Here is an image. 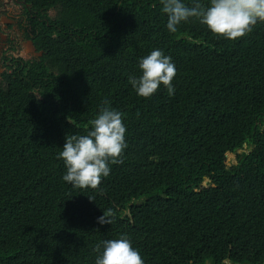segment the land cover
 Returning <instances> with one entry per match:
<instances>
[{"label":"trees","instance_id":"obj_1","mask_svg":"<svg viewBox=\"0 0 264 264\" xmlns=\"http://www.w3.org/2000/svg\"><path fill=\"white\" fill-rule=\"evenodd\" d=\"M31 1L43 58L27 88L0 89V264H95L94 245L117 235L145 264H264V21L227 40L189 20L176 41L156 0ZM155 48L176 66L175 93L140 97L128 77ZM105 102L123 114L122 162L96 190L71 187L58 152Z\"/></svg>","mask_w":264,"mask_h":264},{"label":"clouds","instance_id":"obj_2","mask_svg":"<svg viewBox=\"0 0 264 264\" xmlns=\"http://www.w3.org/2000/svg\"><path fill=\"white\" fill-rule=\"evenodd\" d=\"M27 2L33 3L31 0ZM154 5L161 6L162 12L166 15V28L172 33L180 28L179 25L190 20L189 23L199 21L214 35L227 40H237L251 32L258 21H264V0H209L207 6L201 0H191L190 4L185 0H156ZM30 23L26 16L19 24L11 21L14 35L34 38L35 34L30 32ZM36 54L43 58V50H39ZM36 54L35 56H38ZM16 56L24 55L17 52ZM41 59L27 63L26 67L40 62ZM25 68L22 72H25ZM138 68L140 75L128 77V83L138 96L149 98L161 86L169 95H174L175 88L172 81L176 76V66L172 58L160 48H155L148 55L140 58ZM10 80L16 79L9 78L7 85ZM34 96L39 100L42 99L38 89L35 90ZM96 111L98 113L91 120V128L87 134L66 135L63 147L58 152V158L63 160L65 167L62 180L74 188L90 187L96 190L102 179L109 176L110 165L122 162V153L127 147L126 126L123 123L122 112L109 106L107 102L103 107L94 109V112ZM252 148L244 143L234 152L243 149L245 154H249ZM228 154L231 153L228 151L225 157ZM233 155H235V163H231L230 166L235 165L237 161V154ZM97 222L103 225L110 224L111 220L103 213L97 218ZM94 248L99 253L95 258V264H145L139 250L133 246L127 235L102 239L94 245ZM206 264L209 262L207 261Z\"/></svg>","mask_w":264,"mask_h":264},{"label":"flooded vegetation","instance_id":"obj_3","mask_svg":"<svg viewBox=\"0 0 264 264\" xmlns=\"http://www.w3.org/2000/svg\"><path fill=\"white\" fill-rule=\"evenodd\" d=\"M31 6L27 0H0V89L3 88L4 91L8 89L9 78L19 80V84H25L26 88L35 78L34 74L31 78L33 70L30 65L26 67V64L41 59L36 54L39 49L35 46L33 38L14 35L11 25V21L19 24L25 16V9L30 11ZM50 13L54 14V11ZM17 52L24 56L15 57ZM24 68L25 72H22Z\"/></svg>","mask_w":264,"mask_h":264},{"label":"bare ground","instance_id":"obj_4","mask_svg":"<svg viewBox=\"0 0 264 264\" xmlns=\"http://www.w3.org/2000/svg\"><path fill=\"white\" fill-rule=\"evenodd\" d=\"M173 37L176 41L180 40V39H183V38H187L185 37L184 34H176V32L173 33ZM189 39V38H187ZM190 40V39H189ZM165 46H167L170 50H169V55H176L177 51L174 50L175 48V42H170V43H167ZM165 54H168L167 52ZM35 71H32V76L31 78H33V74H34ZM262 131L264 132V125L262 126ZM229 153L231 154H234L235 152H230ZM202 185L205 187V188H208V187H214V184H211L210 183V179L208 177L204 178V182L202 183ZM230 264V263H228Z\"/></svg>","mask_w":264,"mask_h":264},{"label":"rangeland","instance_id":"obj_5","mask_svg":"<svg viewBox=\"0 0 264 264\" xmlns=\"http://www.w3.org/2000/svg\"><path fill=\"white\" fill-rule=\"evenodd\" d=\"M53 37L55 39H58L55 34H54ZM16 55H17V53L15 54V56ZM166 144H167V152L165 154L172 153V151H171V149H172V143L171 142H167ZM245 148H246V146L243 147V149H245ZM243 149L238 150L236 152V154L237 155L241 154L243 152ZM225 163L227 164V167H230V164L231 163H235V155L228 154L227 157H225ZM23 213H24V217H22L21 220H27L29 218V216H30V213L28 211H24ZM140 253H141V255H143L142 252H141V250H140Z\"/></svg>","mask_w":264,"mask_h":264},{"label":"water","instance_id":"obj_6","mask_svg":"<svg viewBox=\"0 0 264 264\" xmlns=\"http://www.w3.org/2000/svg\"><path fill=\"white\" fill-rule=\"evenodd\" d=\"M27 44V43H26ZM32 46H28V48H31Z\"/></svg>","mask_w":264,"mask_h":264}]
</instances>
